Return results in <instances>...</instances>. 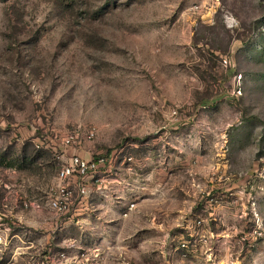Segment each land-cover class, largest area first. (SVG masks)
<instances>
[{
    "label": "rangeland",
    "instance_id": "374dc122",
    "mask_svg": "<svg viewBox=\"0 0 264 264\" xmlns=\"http://www.w3.org/2000/svg\"><path fill=\"white\" fill-rule=\"evenodd\" d=\"M74 154L113 156L125 253L49 208ZM192 263L264 264V0H0V264Z\"/></svg>",
    "mask_w": 264,
    "mask_h": 264
},
{
    "label": "built area",
    "instance_id": "2783aa9c",
    "mask_svg": "<svg viewBox=\"0 0 264 264\" xmlns=\"http://www.w3.org/2000/svg\"><path fill=\"white\" fill-rule=\"evenodd\" d=\"M227 63V60H225ZM96 131L92 127H78L73 132L60 137V144L64 148L72 147L80 142V139H92ZM37 149H51L47 144H36ZM54 153V152H52ZM61 159L62 155H56ZM64 158V157H63ZM132 158H129L131 161ZM115 160L108 158L107 155L99 154L92 158H85L82 155L74 154L57 171L55 181L47 195V204L49 208L56 213H67L70 211L74 194L76 191L82 196L88 194L87 183L90 179H96V182L104 181L113 171ZM136 204L131 202L124 210L122 215L127 217L135 208Z\"/></svg>",
    "mask_w": 264,
    "mask_h": 264
},
{
    "label": "crops",
    "instance_id": "0c3cea01",
    "mask_svg": "<svg viewBox=\"0 0 264 264\" xmlns=\"http://www.w3.org/2000/svg\"><path fill=\"white\" fill-rule=\"evenodd\" d=\"M111 176L112 174H110L102 182H96V179H90L87 183L88 194L85 196H82L79 193V191H76L77 198H75V201L73 202V216L75 217L76 224H78L79 227L81 226L82 228L84 226L83 222L86 221L87 224H89L91 221H95L100 216L98 214H101L103 219V224H105L104 228L106 229L103 231L104 235L102 238L105 241L107 240L109 242L117 241L120 246L119 250L125 253L128 250V246L126 245V243H122V242H125V240L128 239L129 235L123 232L126 223L125 221L123 222L121 219L124 217L122 213L127 208L128 204L131 202L126 203L117 199L115 200L101 199V197L108 198L109 196L113 197L114 195L119 194V191H117L119 185H111V181H113V179H111ZM115 180L118 179L116 178ZM135 209H137V204L135 208L129 213L130 217H132V215H134L135 212L137 213V210ZM83 219L85 221H83ZM156 228H157V224L153 223L150 229L153 230ZM81 232L82 234L79 235L78 238L79 237H81V239H83L84 237L86 238V235L84 234L86 233L85 230H82ZM102 238L100 239L102 240ZM157 239L158 237L156 236L151 237L152 242L153 240H157ZM85 251L86 250H83L79 254L84 255ZM193 252L194 251H192V253ZM77 258L78 257H76V259Z\"/></svg>",
    "mask_w": 264,
    "mask_h": 264
},
{
    "label": "trees",
    "instance_id": "16d2710c",
    "mask_svg": "<svg viewBox=\"0 0 264 264\" xmlns=\"http://www.w3.org/2000/svg\"><path fill=\"white\" fill-rule=\"evenodd\" d=\"M37 151H39V152H47V153H49L50 155L53 154L52 151H50V150H45V149H38ZM2 160H4V159H2ZM1 162H2V161H1Z\"/></svg>",
    "mask_w": 264,
    "mask_h": 264
}]
</instances>
